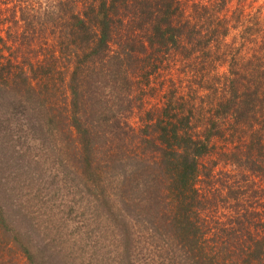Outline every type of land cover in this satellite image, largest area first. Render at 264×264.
Returning <instances> with one entry per match:
<instances>
[{"label":"trees","instance_id":"trees-1","mask_svg":"<svg viewBox=\"0 0 264 264\" xmlns=\"http://www.w3.org/2000/svg\"><path fill=\"white\" fill-rule=\"evenodd\" d=\"M248 1L79 0L80 11L73 12L67 30H57L60 36L55 47H42L45 55L39 52L32 60L0 52V89L20 94L23 103L39 112L40 124L43 119L45 127L61 129L93 202L101 203L115 218L118 198L124 194L125 206L140 211L139 225L144 226L141 216L148 225L160 219L196 264L209 257L202 244L207 228L201 215L216 202L200 193L199 182L219 165L216 160L211 169L203 170V162L219 150L214 139L225 140L232 134L231 150H221L226 164L233 163L264 180V49L250 64L243 67L237 62L231 68L236 74L227 78L229 84L216 112L208 117L204 133L198 132L201 126L193 125L195 114H185L175 95L158 119L151 118L143 131L136 132L126 120L134 107L130 93L138 74H155L167 61L171 69L178 61L193 63L198 55L209 59L226 48L222 55L228 63L234 54L225 42L233 30L247 25ZM248 34L243 36L245 41ZM60 87L69 99L66 105L55 106L54 91ZM103 164L108 171H123L121 177L116 174L115 188L107 184ZM249 193L238 190L236 200L253 207ZM168 202L169 212L162 213ZM129 219L121 209L115 224L124 226L121 236L130 244L139 231L134 219L130 223ZM236 223L238 227H229L222 238L231 247L243 248L242 255L231 256L234 264H264V240L256 242L248 234L249 245L243 244L250 229L239 218ZM15 230L0 201V240L8 238L2 242L5 249L11 247L10 239L19 240ZM22 252L27 264H40L29 246L24 245Z\"/></svg>","mask_w":264,"mask_h":264},{"label":"rangeland","instance_id":"rangeland-1","mask_svg":"<svg viewBox=\"0 0 264 264\" xmlns=\"http://www.w3.org/2000/svg\"><path fill=\"white\" fill-rule=\"evenodd\" d=\"M78 3L79 0H0V52L21 59L34 58L39 52L45 55L42 47H55L60 36L57 30H67L73 12L80 11ZM247 4V25L233 30L225 42L234 54L228 57V63H224L222 51L226 48H223L209 59L198 55L193 63L178 61L171 69L167 61L155 74H138L130 93L134 107L126 117L136 132L143 131L152 119H158L168 99L175 95L185 114L191 111L195 114L193 125L201 126L198 132L204 133L208 117L216 112L229 84L227 78L236 74L232 69L237 62L243 67L250 64L264 49V0H249ZM78 6L82 8L83 4ZM245 33H249L246 41ZM54 93L57 96L54 105H66L69 99L66 89L60 87ZM38 113L25 100L22 102L20 94L0 89V201L21 241L12 238L9 242L12 248L5 249L8 238L0 240V264H27L22 252L24 245L38 255L40 264H196L194 257L183 251L174 231L166 228L160 219L148 225L141 216L144 226L139 225L140 211L125 206L124 194L118 198L115 218L101 203H94L61 129L55 125L45 127L43 119L40 124ZM231 140L232 134L225 140L214 139L219 150L203 162L206 166L203 170H209L219 160L213 173L203 175L199 182L200 193L217 203L201 215L207 228L202 244L209 254L203 264H218L223 260L234 264V254L242 255L243 248L239 245L231 247L222 241L229 227H238L237 218L250 229L241 240L246 241L243 244H248L249 235L256 242L264 240V180L233 163L226 164L221 150L229 152L234 144ZM102 166L108 171L105 164ZM116 174L124 175L121 170L106 173L111 188L119 182ZM242 189L250 190L248 197L253 207L236 200V192ZM168 208L169 202L163 206L162 213L167 214ZM121 209L130 218L129 223L132 217L138 227L139 232L130 238V244L121 236L124 226L119 228V223L115 224Z\"/></svg>","mask_w":264,"mask_h":264}]
</instances>
